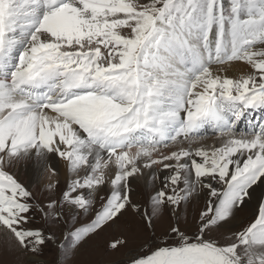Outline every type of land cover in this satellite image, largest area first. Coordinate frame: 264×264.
<instances>
[{
  "label": "snow or ice",
  "instance_id": "6c2138e0",
  "mask_svg": "<svg viewBox=\"0 0 264 264\" xmlns=\"http://www.w3.org/2000/svg\"><path fill=\"white\" fill-rule=\"evenodd\" d=\"M121 225L127 264H264V0H0V238Z\"/></svg>",
  "mask_w": 264,
  "mask_h": 264
},
{
  "label": "rangeland",
  "instance_id": "374dc122",
  "mask_svg": "<svg viewBox=\"0 0 264 264\" xmlns=\"http://www.w3.org/2000/svg\"><path fill=\"white\" fill-rule=\"evenodd\" d=\"M18 175L29 184L28 177L26 176V168L21 167L18 170ZM40 185H33V190H39ZM191 211V210H190ZM248 210L241 212L239 215L242 218L248 216ZM131 219V212L128 214ZM190 219V217H189ZM124 233L128 237V244L125 247L118 248V250H112L108 247L113 238H124L121 233ZM147 233H138L135 236L132 235L131 229L124 228L123 225L115 228H109L102 233L90 238L75 257H71V264H127V258L129 254H136L140 250V245L146 239ZM155 239V237H153ZM50 259L51 257L45 253V256ZM31 257H25L18 255L7 247L4 240L0 238V264H24L26 260H30ZM59 264H64V258L60 257Z\"/></svg>",
  "mask_w": 264,
  "mask_h": 264
},
{
  "label": "bare ground",
  "instance_id": "6f19581e",
  "mask_svg": "<svg viewBox=\"0 0 264 264\" xmlns=\"http://www.w3.org/2000/svg\"><path fill=\"white\" fill-rule=\"evenodd\" d=\"M240 126H241V128L246 127V123H242ZM57 166L60 169V172L62 175L63 171H64L63 165L58 163ZM26 173H27L26 176L28 177L29 184H31L32 186L35 184L41 185L42 183H44L43 177L38 178L36 172L32 168L27 167ZM261 190H262L261 188H259V187L257 188V195L260 193Z\"/></svg>",
  "mask_w": 264,
  "mask_h": 264
},
{
  "label": "crops",
  "instance_id": "0c3cea01",
  "mask_svg": "<svg viewBox=\"0 0 264 264\" xmlns=\"http://www.w3.org/2000/svg\"><path fill=\"white\" fill-rule=\"evenodd\" d=\"M43 258H46V257H43ZM31 259H35L34 257H31ZM47 259H49L48 257H47Z\"/></svg>",
  "mask_w": 264,
  "mask_h": 264
}]
</instances>
